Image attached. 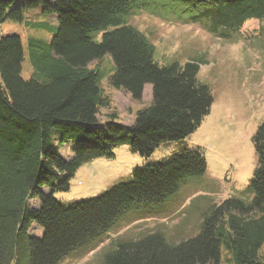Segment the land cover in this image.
<instances>
[{"label":"trees","instance_id":"1","mask_svg":"<svg viewBox=\"0 0 264 264\" xmlns=\"http://www.w3.org/2000/svg\"><path fill=\"white\" fill-rule=\"evenodd\" d=\"M16 1L0 0V264H59L72 253L92 251L123 215L173 199L181 182L206 173L207 161L203 150H188L136 169L101 196L64 203L55 193L69 191L84 164L114 158L118 146L149 157L161 145L189 137L214 100L198 80V61L160 65L146 35L127 24L143 0H28L15 7ZM163 1L189 9L190 20H208L210 32L224 38L251 19H264V0ZM39 6L57 15L58 27L37 24L54 35L51 42L29 38L33 73L25 79L22 38L2 35L1 27L24 23L25 12ZM99 30L105 32L96 42L92 35ZM106 54L116 65L113 87L141 101L145 86H152L151 105L137 111L131 125L99 124V109L110 100L89 64ZM54 130L62 143L79 141L71 158L52 146ZM252 142L257 166L247 188L251 200L213 205L198 235L176 245L161 231L115 239L100 264H212L223 248L234 264H264V121ZM33 227L43 229L40 237Z\"/></svg>","mask_w":264,"mask_h":264},{"label":"rangeland","instance_id":"2","mask_svg":"<svg viewBox=\"0 0 264 264\" xmlns=\"http://www.w3.org/2000/svg\"><path fill=\"white\" fill-rule=\"evenodd\" d=\"M27 1L17 0L15 7ZM170 5L163 0H143L128 17L127 24L146 35L154 45V58L160 65L174 62L184 65L194 60L200 63L198 80L207 85L214 100L210 113L189 137L165 143L149 157L133 152L129 145H121L115 149L114 158L91 160L79 168L70 190L57 192L55 197L72 203L101 196L127 182L136 169L169 162L188 150H203L207 171L203 176L181 182L173 199L123 215L109 233L97 240L92 251L84 256L72 253L59 264H100L115 239H139L157 231L165 234L168 243L179 244L198 235L204 214L213 205L229 198L249 201L253 197L247 188L257 166L252 139L264 121V19H251L239 32L224 38L210 32L208 20H190L193 13L189 9ZM42 10V6L27 10L24 23L5 22L1 27L2 35L16 34L22 38L26 51L22 72L25 79L33 73L27 53L29 38L51 42L54 35L37 24L48 22L58 27L57 15H46ZM104 32H94V41L101 42ZM89 68L98 70L99 85L110 100L109 106L99 109V124L115 120L131 125L137 111L151 105V85L145 86L143 99L136 101L128 92L110 84L116 72L110 54L93 61ZM60 135L61 132L53 131L52 146L69 159L79 141L62 143ZM30 203L39 206L38 201ZM31 232L40 237L43 229L33 227ZM212 264H234L233 256L223 248L221 260Z\"/></svg>","mask_w":264,"mask_h":264}]
</instances>
